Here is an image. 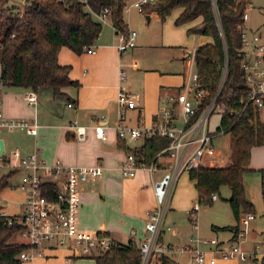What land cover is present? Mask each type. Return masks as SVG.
Returning <instances> with one entry per match:
<instances>
[{"label":"crops","instance_id":"1","mask_svg":"<svg viewBox=\"0 0 264 264\" xmlns=\"http://www.w3.org/2000/svg\"><path fill=\"white\" fill-rule=\"evenodd\" d=\"M177 10L178 17L183 9L178 8ZM156 16V13H151L147 19L150 21L151 17ZM124 19L130 29V22L126 20L125 16ZM199 20L202 18H198L192 23ZM192 23H185L181 26ZM176 26L180 27V25ZM107 27L109 28L102 30L99 39L92 46L95 49L94 54H89L85 50L82 54H76L67 47H63L59 51V63L71 66L70 77L80 85L78 88L66 87L63 89V92L72 101L57 98L52 91L42 89L36 92L38 104L30 106L24 98L28 89L6 86L2 90V112L5 119L22 120L38 125L36 136L30 135L24 128L0 131V140L5 145L2 156L4 159H11L14 164H17L18 161L13 156L16 151L22 157L37 153L48 164L61 161L68 166L90 167L100 161L105 168L103 176L91 179L82 185V206L78 217V232L91 236L106 233L118 244L127 245L133 242L137 245L147 235L145 229L147 213L156 206L154 184L162 178L167 166L170 165V160L164 155L161 159V168L151 176L145 172H139L135 177L129 178L120 173L118 168L126 155L141 147L144 139L134 142L119 138L116 130L118 121L116 101L119 90L122 86L129 93L138 97V107L128 111L125 124L152 129L158 120L161 98L180 90L188 81L189 75L185 77L167 69L141 64L145 52L149 49L156 51L159 46L153 45V43L139 42L137 33L136 46L121 52L119 50L120 35L112 24H107ZM193 28L198 27L191 25L187 30L188 35H192L189 34V30ZM180 46V43H165L164 40V44L160 47L167 49L176 61L195 65L194 53L196 49L191 50L188 47ZM185 51L193 52L190 60L184 59ZM126 55L132 58L131 61L125 60ZM121 70L127 72L126 81H121ZM139 85H141L140 92L133 93V88ZM60 99L65 100V107L61 106ZM261 115L262 111L259 112L260 120ZM100 117H105L109 125L105 130V140L98 138L94 128L93 120ZM74 123L86 127L84 141L77 139L71 127ZM219 154L223 156L221 151ZM221 156L219 157L221 162L215 164L218 160L207 161L205 167L226 166L231 154H228L229 158L225 164ZM249 169L250 171H262L264 181V145L252 148ZM12 171L9 169V173ZM16 173L23 175V172L16 171ZM185 174L187 178L179 186L180 180ZM185 174L177 182L161 234L162 241L171 245L174 244L171 243L172 241L166 240L167 234L170 232L178 234V231L174 230L170 215L182 211L190 212L195 201L198 200L195 181L190 179L189 173ZM188 186L193 189L191 195L186 194ZM0 204L2 203L0 202ZM4 209L5 207L2 210ZM132 231H135L136 235L133 236ZM239 231L241 230L239 229ZM246 235L242 239L245 240ZM237 243V236L235 238L233 233V237L228 242H218V245L222 249H228ZM239 243L242 245L241 240ZM202 245L211 248L210 245ZM176 256L178 255H170L169 258L173 262L182 264ZM245 261L238 258L230 260L220 258L216 264H244ZM26 264H96V261L93 258H72L66 250L60 249L49 252L47 255H36Z\"/></svg>","mask_w":264,"mask_h":264},{"label":"built area","instance_id":"2","mask_svg":"<svg viewBox=\"0 0 264 264\" xmlns=\"http://www.w3.org/2000/svg\"><path fill=\"white\" fill-rule=\"evenodd\" d=\"M69 2L71 0H64ZM85 3V0H80ZM157 0H139L135 7L140 13H144L147 4ZM216 1L213 0V9L217 15ZM252 8L248 2L247 8ZM246 8V10H247ZM89 11L102 24H112L111 11L105 9L102 13ZM249 20L247 12L244 14L245 25ZM219 28H220V22ZM127 25V24H126ZM128 27V25H127ZM128 34L120 35L119 50L124 52L136 46L137 32L128 28ZM1 50V45H0ZM89 54H94L93 47L85 48ZM241 54L244 57L242 68L245 73V82L248 85V94L242 106L241 113L251 106L258 112L264 110V43L260 34L247 30L242 34ZM227 66L224 68L221 79V89L227 76ZM126 70H121V81L127 79ZM6 87L5 81L0 75V131L14 128H24L30 135L36 136L38 125L29 124L22 120L5 119L2 112V90ZM220 89V91H221ZM219 91V93H220ZM219 93L211 100L209 92L202 83L198 72L189 74V79L180 90L171 92L161 98V109L158 120L152 129L142 126H129L125 124L127 113L138 107L136 95L129 93L121 86L117 97L118 121L116 130L119 138L123 140L139 141L147 136L157 134L169 140V145L161 151L153 163L139 162L133 152H129L119 166V171L124 177H135L139 172H145L149 176L155 174L161 168V159L165 155L170 160L162 178L154 184L156 206L146 216L145 229L147 235L140 240L136 247L141 255L140 264H158L159 260L170 255L188 254L196 264H216L215 254L223 260L249 258L256 260L261 247L254 245L250 251L244 250L239 240L248 231L255 215L248 213L241 219L245 227L244 231L237 234L238 243L228 249H222L218 241L191 240L184 246H175L162 241L161 234L165 218L167 216L175 187L180 177L198 167H205L207 161H215L220 155L214 145V139L225 135L220 126L210 129L211 118L226 113L225 106L218 101ZM25 101L30 106L38 104V95L33 90L24 94ZM71 106V105H70ZM240 113V114H241ZM233 114V112H231ZM98 138L105 140V130L109 127L105 117L93 120ZM221 123V122H220ZM79 141L86 139V127L74 123L72 126ZM13 156L18 160L17 164L11 159H0V166H6L13 171L23 172L21 188L26 194V200L22 204L21 214L14 216L9 221L20 226V235L26 240L27 249L21 252L19 259L23 264L31 261L36 255H47L60 249L66 250L73 258H91L100 251L109 250L116 242L106 233H98L94 236L81 235L78 232V217L82 206V185L91 179L100 178L105 168L100 161L90 167L68 166L61 161L48 164L37 153L22 157L16 151ZM218 199L212 196V201ZM201 205L195 203L191 209L194 217L199 213ZM196 228L197 225L195 224ZM136 235L135 231L131 233ZM202 244L210 245L209 250H203ZM264 255V252L262 253ZM172 264H178L172 262Z\"/></svg>","mask_w":264,"mask_h":264},{"label":"trees","instance_id":"3","mask_svg":"<svg viewBox=\"0 0 264 264\" xmlns=\"http://www.w3.org/2000/svg\"><path fill=\"white\" fill-rule=\"evenodd\" d=\"M23 1L25 5L19 9L8 7L9 0H0L1 78L6 86L35 92L48 89L55 97L72 101L63 89L80 85L70 77L71 66L59 63V51L67 47L76 54H82L85 48L95 45L103 28L89 8L96 13L109 9L113 27L118 34L127 35L129 31L124 19L127 0H85V3L80 0ZM247 4L248 0H217V15L213 0H157L144 7V13H157L162 21L173 10L183 9L176 25L202 18L200 28L190 29L189 34L200 33L212 36L214 40L212 44L200 46L194 53L195 67L210 100L219 93L222 73L227 66L226 80L218 101L226 108L220 130L231 136L233 153L226 166H201L191 170L189 177L195 181L199 203L211 204L213 195H217L223 186L229 187L231 196L228 202L238 221L242 209L247 214L255 212L253 204L245 197L244 174L250 171L252 148L264 145V123L259 112L248 106L241 113L249 89L242 68L244 57L240 52ZM168 145V139L153 134L132 152L139 162L149 164L157 161L156 156ZM15 173L12 171L0 180V196L9 187V180ZM14 218L0 209V264H23L19 256L28 248L25 243L14 241L20 232L19 225L9 224ZM232 232L236 238L238 227L232 228ZM91 258L96 264L141 262L140 252L133 242L127 245L115 243L109 250L100 251ZM172 262L167 256L158 264Z\"/></svg>","mask_w":264,"mask_h":264},{"label":"rangeland","instance_id":"4","mask_svg":"<svg viewBox=\"0 0 264 264\" xmlns=\"http://www.w3.org/2000/svg\"><path fill=\"white\" fill-rule=\"evenodd\" d=\"M139 0H127L126 7L124 10V16L127 21L130 22V29L135 30L138 33L139 42L153 43V45H158L156 51H151L150 49L145 52L142 58L143 65H148L149 67H159L160 69H167L173 71L174 73L182 74L185 77L192 72H196L197 69L194 64L190 65L188 63H183L181 61H176L174 56L167 49L160 47L165 43H180L181 46L188 49H197L200 46L207 44H212L214 42L212 36L202 35L200 33H194L188 35L187 30L192 26L200 27L202 20L195 23L183 25L180 27L176 26V18L178 14V8L173 10L165 21L157 15L156 17H151L148 21L147 17L151 14L140 13L136 8L135 4ZM252 4V8H247L246 12L249 15V20L246 22L245 28L247 30H252L261 35L262 42L264 43V0H248ZM23 0H9L8 7L22 8L24 6ZM22 10V9H21ZM157 14V13H156ZM103 30L109 28L107 25L102 24ZM165 38V39H163ZM180 46V47H181ZM138 51V50H137ZM136 51V53H137ZM129 54V53H128ZM132 56V55H131ZM129 58V59H128ZM131 57L126 55V61H131ZM178 62V65H177ZM138 63V62H137ZM139 66V63H138ZM141 90V85L133 88V93H138ZM61 106L65 107V100L60 99ZM210 121V129L214 130L220 126L221 117L215 113ZM261 120L264 123V110L262 111ZM214 145L218 151H221L222 161L225 164L228 161V154L233 153L231 136L229 134L222 135L214 139ZM220 156L217 157L215 164L221 162ZM3 156L0 157V159ZM9 167L0 166V180L9 174ZM187 178L186 174L182 176L179 186L183 184V181ZM22 174L15 173L14 176L9 180V187H7L0 196V206H4L5 209L2 210L4 214L9 216H18L21 214L22 206L25 199L24 190L21 188ZM263 175L262 171L251 170L244 174V187H245V197L253 204L255 212L254 215L256 219L251 222L246 239H241V247L249 251L254 245H259L261 247L260 254L256 256V260L249 258L244 262V264H264V197L263 191ZM186 188V186H185ZM192 187L188 186L186 194H193ZM218 199L212 201L211 204L200 203L201 209L195 218L197 221L194 222V217L191 212H177L172 213V226L174 230L178 231V234L170 232L167 234L166 240L172 241L174 245L184 246L191 243V240L201 241H211L216 240L218 242H228L233 237L232 228L238 227L241 231L245 230L241 219L247 215L241 210L240 220L238 221L233 211L230 207L228 199L231 196V191L229 187L223 186L220 192L217 193ZM199 202L198 200L195 203ZM194 203V204H195ZM197 225V228L195 226ZM213 227L215 229H213ZM82 235V234H81ZM86 236H91L84 234ZM14 241L18 243H25L26 240L21 237L20 233L16 234ZM203 250H209V247L202 245ZM180 259L182 264H195L188 254H178L176 256ZM215 258L220 259L218 255L215 254ZM91 260V259H85Z\"/></svg>","mask_w":264,"mask_h":264},{"label":"water","instance_id":"5","mask_svg":"<svg viewBox=\"0 0 264 264\" xmlns=\"http://www.w3.org/2000/svg\"><path fill=\"white\" fill-rule=\"evenodd\" d=\"M149 19V17H148ZM193 56V52L192 51H185V57L184 59L186 60H190ZM5 149V145L4 142L2 140H0V157L3 155V151ZM4 206H0V209H3Z\"/></svg>","mask_w":264,"mask_h":264}]
</instances>
